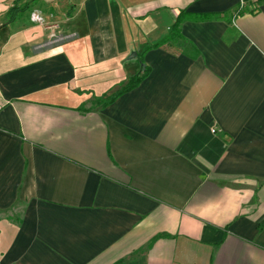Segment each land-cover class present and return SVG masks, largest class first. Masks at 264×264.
Returning a JSON list of instances; mask_svg holds the SVG:
<instances>
[{
    "label": "crops",
    "instance_id": "0c3cea01",
    "mask_svg": "<svg viewBox=\"0 0 264 264\" xmlns=\"http://www.w3.org/2000/svg\"><path fill=\"white\" fill-rule=\"evenodd\" d=\"M0 105V264H264V0H0Z\"/></svg>",
    "mask_w": 264,
    "mask_h": 264
},
{
    "label": "trees",
    "instance_id": "16d2710c",
    "mask_svg": "<svg viewBox=\"0 0 264 264\" xmlns=\"http://www.w3.org/2000/svg\"><path fill=\"white\" fill-rule=\"evenodd\" d=\"M242 11H246L244 9V6L240 5V7L237 9V13H240ZM214 17H218V14H188L186 12H182L181 15L179 16L176 24H175V34L179 37H181V23L184 19H192V20H206V19H211ZM172 36V35H171ZM170 37V36H169ZM148 73V69L143 71L142 74H135L129 78V80L122 85L117 91L113 92L110 95H105L102 97H99L96 99V103L102 106H106L110 103H112L119 95L123 94L126 91L131 90L135 86L139 84V82L146 76Z\"/></svg>",
    "mask_w": 264,
    "mask_h": 264
},
{
    "label": "built area",
    "instance_id": "2783aa9c",
    "mask_svg": "<svg viewBox=\"0 0 264 264\" xmlns=\"http://www.w3.org/2000/svg\"><path fill=\"white\" fill-rule=\"evenodd\" d=\"M36 19L39 20V16L38 15L36 16ZM1 108H2V105H0V110H1ZM215 130L216 129H213V131H215Z\"/></svg>",
    "mask_w": 264,
    "mask_h": 264
},
{
    "label": "rangeland",
    "instance_id": "374dc122",
    "mask_svg": "<svg viewBox=\"0 0 264 264\" xmlns=\"http://www.w3.org/2000/svg\"><path fill=\"white\" fill-rule=\"evenodd\" d=\"M38 21H42V17H39V20Z\"/></svg>",
    "mask_w": 264,
    "mask_h": 264
}]
</instances>
